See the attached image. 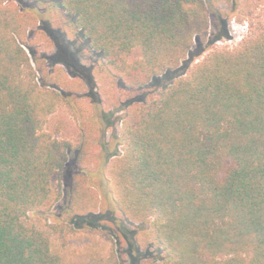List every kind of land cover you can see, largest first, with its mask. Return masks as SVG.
I'll return each mask as SVG.
<instances>
[{
  "label": "trees",
  "instance_id": "obj_1",
  "mask_svg": "<svg viewBox=\"0 0 264 264\" xmlns=\"http://www.w3.org/2000/svg\"><path fill=\"white\" fill-rule=\"evenodd\" d=\"M49 3L102 52L92 84L131 90L122 152L106 172L125 216L150 221L144 233L162 255L145 264H264V24L236 49L207 54L157 98L139 100V90L176 70L207 36V0ZM34 18L0 0V264H64L57 240L74 230L47 220L63 193L56 178L76 146L46 129L69 100L38 81L24 46ZM96 199L80 176L66 211L89 218ZM85 264L120 259L92 253Z\"/></svg>",
  "mask_w": 264,
  "mask_h": 264
},
{
  "label": "rangeland",
  "instance_id": "obj_2",
  "mask_svg": "<svg viewBox=\"0 0 264 264\" xmlns=\"http://www.w3.org/2000/svg\"><path fill=\"white\" fill-rule=\"evenodd\" d=\"M7 1L34 13L24 46L32 58L38 81L41 84L48 82L65 93L69 100V105L61 106L46 125L56 137L70 139L76 146L56 178L63 191L62 197L47 213L49 223L74 227L57 240L64 264H85L92 253H116L120 264H145L158 260L162 251L149 242L144 233L150 221H133L125 216L114 200L106 172L109 160L122 152L123 102L131 90L98 88L92 84L91 69L103 54L91 48L80 29L64 24L50 6L51 0ZM242 1L236 5L207 0L210 21L207 36L196 38L180 66L152 79L142 91H138L137 99L157 98L160 91L185 76L207 54L214 50L236 49L256 33L264 24V0ZM69 17L75 22V17ZM80 176L86 177L97 197L89 218L66 211L68 191ZM138 234L139 241L136 239Z\"/></svg>",
  "mask_w": 264,
  "mask_h": 264
}]
</instances>
